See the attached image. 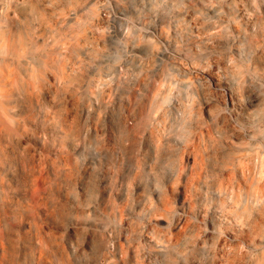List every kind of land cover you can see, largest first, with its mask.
I'll list each match as a JSON object with an SVG mask.
<instances>
[{
	"label": "clouds",
	"instance_id": "1",
	"mask_svg": "<svg viewBox=\"0 0 264 264\" xmlns=\"http://www.w3.org/2000/svg\"><path fill=\"white\" fill-rule=\"evenodd\" d=\"M0 264H264V0H0Z\"/></svg>",
	"mask_w": 264,
	"mask_h": 264
}]
</instances>
